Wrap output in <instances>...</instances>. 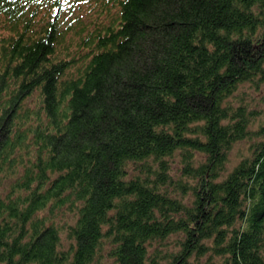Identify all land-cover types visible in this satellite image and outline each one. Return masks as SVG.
Masks as SVG:
<instances>
[{
    "label": "trees",
    "instance_id": "16d2710c",
    "mask_svg": "<svg viewBox=\"0 0 264 264\" xmlns=\"http://www.w3.org/2000/svg\"><path fill=\"white\" fill-rule=\"evenodd\" d=\"M0 264H264V0H0Z\"/></svg>",
    "mask_w": 264,
    "mask_h": 264
},
{
    "label": "rangeland",
    "instance_id": "374dc122",
    "mask_svg": "<svg viewBox=\"0 0 264 264\" xmlns=\"http://www.w3.org/2000/svg\"><path fill=\"white\" fill-rule=\"evenodd\" d=\"M254 96L256 97L257 100L260 97V95H257V94ZM246 151H247V144H242L240 146H236V148L234 149V151L231 154L232 161H234L233 163L237 162L240 156H242L244 154L247 155ZM63 239H64V237H63ZM65 246H67L66 243H65Z\"/></svg>",
    "mask_w": 264,
    "mask_h": 264
}]
</instances>
